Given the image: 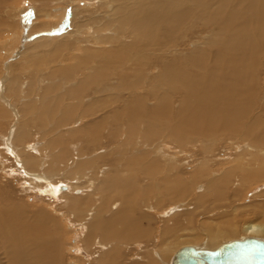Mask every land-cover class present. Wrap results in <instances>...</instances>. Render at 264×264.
I'll return each instance as SVG.
<instances>
[{
  "label": "bare ground",
  "instance_id": "bare-ground-1",
  "mask_svg": "<svg viewBox=\"0 0 264 264\" xmlns=\"http://www.w3.org/2000/svg\"><path fill=\"white\" fill-rule=\"evenodd\" d=\"M83 1V11L77 0H64L59 14L27 10L20 21L29 26V38L18 33L17 9L0 12V20H8L0 31L9 35L0 42V54L6 53L0 57L9 59L0 60V128L7 123L0 132V165L11 160L8 174L21 180L23 192L8 195L10 184L0 191V264H65L61 220L29 204L28 195L62 202L69 229L84 230L80 242L94 255L91 264H172L177 250L166 254L171 239L165 231H198L201 239V231L216 228L205 237L212 242L241 230L250 237L237 240L264 242V190L254 195L253 206L224 211L251 185L264 182V0ZM191 36L204 41L189 50L181 39ZM48 57L53 62L39 67L28 61ZM43 64L48 67L41 69ZM46 70L50 78H41ZM94 84L101 85L80 102L65 96ZM49 85L47 91L55 85L56 91L42 97L41 88ZM146 87L158 89L152 100L138 97ZM61 96L56 113L34 107ZM46 115L48 128L51 118L76 117L51 135H43L47 128L32 130ZM62 132L88 133L95 147L83 151L82 136L68 146L72 158L65 163ZM56 144L59 149L48 155ZM125 186L129 199H137L131 205L124 200ZM116 194L119 200H113ZM169 196L159 232L156 207ZM213 210L217 217L195 223ZM244 214L261 220L243 223ZM184 236L172 239L198 243ZM230 241L190 247L214 250Z\"/></svg>",
  "mask_w": 264,
  "mask_h": 264
},
{
  "label": "rangeland",
  "instance_id": "rangeland-1",
  "mask_svg": "<svg viewBox=\"0 0 264 264\" xmlns=\"http://www.w3.org/2000/svg\"><path fill=\"white\" fill-rule=\"evenodd\" d=\"M61 1V3H59ZM63 1L64 0H47V1H38V0H2V1H0V12H3V9L5 10L6 8H10V9H14V10H16L17 9V16H16V18L18 19V30H19V35H22V36H24V34H25V36H24V38H29L30 37V28H29V26L27 25V24H22L21 23V21H20V16L21 15H25V16H28V11L29 10H31V11H33V10H37V12H39V10L42 12L43 11V13H46V12H48L49 11V9L51 8V9H57V11H56V13L54 12V11H52V12H50V13H55V14H59V11H61V9H62V7H64V6H67V3L65 4H63ZM78 2H77V5H78V7H79V10L80 11H83V10H85V9H87L88 8V6H87V2L86 1H83V0H77ZM35 8V9H34ZM49 8V9H48ZM39 9V10H38ZM43 9V10H42ZM48 9V10H47ZM28 10V11H27ZM47 10V11H46ZM110 11V10H109ZM8 13H11V11L9 10V11H7ZM25 12V13H24ZM41 12H39V13H41ZM13 13V12H12ZM8 18H10V17H8ZM7 20V19H6ZM5 19L4 20H0V29L2 30L3 29V27L5 26V25H7V24H4L3 25V23L5 22V23H8V20L6 21ZM10 20H12V18H10ZM4 21V22H3ZM12 24L13 25H15L16 26V24L14 23V21H12ZM53 25H55V24H53ZM15 26H13L14 28H15ZM61 26L62 27H65V24L64 25H62L61 24ZM66 26H67V24H66ZM117 27H118V30L119 29H121L118 25H117ZM23 28H26V29H23ZM60 28V27H59ZM64 29H67L66 27L65 28H62V30H64ZM128 29V28H127ZM124 30H126V29H124ZM3 33L4 32H1L0 31V42H2L4 39H7L8 37H9V35L8 34H5L4 33V35H3ZM9 33V32H8ZM3 39V40H2ZM133 39H134V37H133ZM133 39H131V40H133ZM206 39V38H205ZM196 41H197V43H203V41H202V39L201 40H196V39H194V37L193 36H191V37H188V38H182L181 39V42H183L182 44H184L185 45V48H187V49H189V50H192L193 48H190V46H191V44H195L196 43ZM121 43H124V41H121ZM183 46V45H182ZM24 50H25V52H24ZM78 49L77 48H75V51H77ZM19 51V50H18ZM15 52V51H14ZM20 53H24V55H25V57L26 56H29L30 55V51H28V49L26 50V49H21L20 51H19ZM16 53V52H15ZM20 53H18L19 55H20ZM4 54H6L5 52L4 53H1L0 54V56H2V55H4ZM28 54V55H27ZM104 58V57H103ZM106 58H109V56L108 57H106ZM3 59H5V57L4 58H1L0 57V60H3ZM11 59V58H10ZM7 60H9L8 58H6L5 59V61H7ZM28 61L32 64V65H34L35 67H39V65L41 64V63H43V62H46V61H51V62H53V58L52 57H48L47 59H41V60H37V61H32V60H29L28 59ZM81 64H83V66H85V63H81ZM61 65H64V63L63 64H61ZM46 67H48V66H46V65H42L40 68L41 69H45ZM40 69V70H41ZM61 69H64V68H61ZM121 70H122V67H121ZM27 71H29V70H27ZM52 71V70H51ZM3 71H1V69H0V74L2 73ZM35 72H36V70H34L33 71V73H31L32 74V77H33V79H34V77L36 78L37 77V73L35 74ZM77 72H81V70L79 69V70H77ZM34 74V75H33ZM61 74H63L61 71L60 72H58L55 76H53L52 78H56V77H59ZM111 74V73H110ZM57 75H59V76H57ZM49 77L50 78V75L48 74V72H47V70L45 71V75L44 76H42L41 78H43V77ZM111 76H112V78H118V76H115L114 74L112 75L111 74ZM115 76V77H114ZM20 79V78H19ZM26 80H28V77L26 78ZM26 80H24V83H23V85L24 86H26V85H30V83H31V85L33 84L32 82H30V83H27L26 84ZM55 80H57V79H55ZM54 80V81H55ZM20 81V80H19ZM33 81V80H32ZM103 85L105 84L104 82L102 83ZM30 85V86H31ZM96 85H101V84H94V85H88L89 87L88 88H86V90H84V92L83 93H81V94H78V95H76V94H69V95H65V96H67L68 98H70V99H72V100H75L76 102H80L83 98H84V96H86V95H89V94H91V90L92 89H94L95 87H96ZM51 86L52 85H49V86H45L44 88H41V91H42V97H44V96H46V97H48L49 95V93H51V92H54V91H56V85H55V87H53V89H51V91L50 90H48L47 91V89L50 87L51 88ZM95 86V87H94ZM31 87H34V85H32ZM1 90V89H0ZM157 91H158V89L157 88H152V87H146L145 88V90H143V92L141 93V94H139V96L138 97H141L143 100H146V101H149V100H152L153 99V96L157 93ZM4 93V92H3ZM0 94H1V91H0ZM99 94H101V91L99 92ZM98 94V95H99ZM37 97H39V95H37ZM62 98V96L61 97H57V98H54L53 100H49V102H47V103H45L44 105H42V106H34V107H37V108H40L42 111H45L46 109H48V112H47V114L50 112V111H53L54 113H56V111H57V108H58V106H59V102H57V100L58 99H61ZM73 98H78V99H73ZM109 98H111V95H109ZM118 98V97H117ZM3 99L6 101V96H3ZM112 99V98H111ZM0 100H1V97H0ZM146 101H142L141 102V104H142V108L143 109H145L146 110V108H147V102ZM83 106V105H82ZM81 106V107H82ZM81 109V108H80ZM110 109V107H108L107 108V110H109ZM110 111H114V110H110ZM47 116V115H46ZM76 117V115L75 116H72L70 119H66V120H62L61 119V117H58L57 119H54V118H51V117H49V119L51 118V119H53L52 121H51V128H48V123H49V121H48V116H47V118L45 119V121L43 122V121H39V120H41V119H39V120H37L36 122H35V124L33 125V127H32V130H34V128L36 127H42L41 129H46L47 128V131H46V133L45 134H43V135H51L52 133H54L58 128H60V127H64V126H67V125H69V124H71V122L74 120V118ZM44 118V117H43ZM50 119V120H51ZM32 120H35V119H32ZM41 122V123H40ZM43 122V123H42ZM104 123H105V120H104ZM43 125V126H42ZM2 126H3V128H0V132L2 133V131H5V129H7V128H5V127H7V123L5 122V124L3 125L2 124ZM162 127H164V125L162 126ZM80 128H82V130H86V128H84V127H80ZM117 130L119 131L120 130V127H119V125H117ZM39 132V131H38ZM32 134H33V132H31V135L30 136H28V141H30L31 140V137H32ZM42 135V134H41ZM42 135V136H43ZM58 135H60V134H58ZM58 135H55V136H58ZM61 135H63L62 136V140H63V144H64V147L65 148H67L68 149V157H67V154H66V157L64 158L65 159V163L66 162H68V160L69 159H71L72 157H71V150L68 148V146L69 145H71V144H74V143H77L78 141H80L81 139H83L84 137H86V138H84L83 140H82V142H78V143H82V147H83V151H85V152H88L89 150H92L94 147H95V143H96V139L94 138V137H91L88 133H85V132H83V133H81V136L80 137H68V135L65 133V132H62L61 133ZM69 135L71 136L72 135V133H69ZM82 136H84V137H82ZM110 136V135H109ZM119 139L121 140L122 139V137H119ZM50 140H51V138H50ZM25 140H21L20 142H24ZM49 141V140H48ZM132 143L134 142V140H132L131 141ZM47 142H45L44 143V145H43V147L45 146V144H46ZM56 146V147H55ZM59 144H56V145H54V147H48L47 148V153H48V155H50V154H52L53 153V151H56V150H58L59 149ZM41 150H42V148H41ZM50 152V153H49ZM83 153V152H82ZM5 156V155H4ZM2 157H3V155H2ZM7 158H8V156H7ZM6 159V158H5ZM8 160V162L7 161H4V164L3 165H0V168H2L1 170L2 171H0V191H1V193H3V192H5V188H6V186H7V184H10V186H9V189L7 190V194L9 195V193L10 192H17L18 193V195H20L21 194V196L23 197V192H22V186H21V180H19V179H17L18 181H16V180H12V175H10V174H8V171H9V167H11V165H12V163H11V160H9V159H7ZM4 171V172H3ZM81 173V172H80ZM82 174V173H81ZM12 183V184H11ZM263 183L264 182H258V183H256V184H254V185H251L250 186V189L248 188V190H246V191H244V192H242L241 194H242V196H241V199H239V200H234L235 202H232L231 203V206L229 207L230 209H228V211L227 210H224V211H226V213L228 214V213H231V211H232V209L235 207H247L248 205H251V206H253L254 205V195H256V194H259L260 193V190H264V185H263ZM5 184H6V186H5ZM12 189V190H11ZM19 190V191H18ZM124 190H125V194H124V200H126L127 201V205H131V203H133V202H135L136 200H134V201H131L130 199H129V197L131 196L130 195V191H129V188L127 187V186H125L124 187ZM84 195V194H83ZM119 196V194H116V195H113V200H119V198L120 197H118ZM132 197V196H131ZM27 201H28V203L29 204H31V205H33V206H39V207H44V211H46L47 213H50L55 219H57L58 221L59 220H61L60 221V223H58L59 224V226L61 227V225H62V227H61V229H62V232H63V234H61V236H60V238L61 239H63L64 240V245L66 246L65 248H66V250H65V256H66V260H65V264H91L92 262H93V260H94V255H92L91 256V254H88L87 255V252H85L84 250H83V247H82V243L80 242V240L82 239V232H84V230L83 231H80V232H74V231H71L70 229H69V227L71 226V222H70V220H71V217L69 216V213H66L63 209H62V207H61V205H62V202H57L56 204H52V203H50V202H48V201H45V200H41L40 199V196H33V195H28V199H27ZM170 203H171V201H170V196L169 197H167V198H163V199H161L160 201H159V205L156 207V209L158 210L157 212H156V221L158 222V224H156L155 226L157 227V231H159L160 232V228H161V226H162V224L161 223H159V220H165V218H166V220H167V217H165V218H160V217H162V216H160V214L163 212V211H165L166 210V206H169L170 205ZM45 205V206H44ZM223 206V205H222ZM165 207V208H164ZM210 207H212V206H210ZM165 209V210H164ZM61 211H62V213H61ZM54 213V214H53ZM64 214V215H63ZM69 216H67V215ZM214 214H216V212H215V210H213V212H210V214H208V213H206V214H204V215H199L198 216V218L195 220L196 222L195 223H200V222H202V221H204V222H207V220H209V219H213V218H215V217H217V216H215ZM66 215V216H65ZM162 215V214H161ZM66 217V218H65ZM241 219H242V222L243 223H246V222H251V221H255V219L257 220V222L258 221H260L261 219H260V217L258 216V217H256L255 218V215H253V214H244V215H242L241 216ZM64 220V221H63ZM130 220H134L131 216H130ZM219 221H221V220H219ZM161 222V221H160ZM69 225V226H68ZM151 225L153 226L154 225V223L152 222L151 223ZM67 228V229H66ZM213 231H216V228H214V229H212ZM208 231H210L209 229H208ZM213 231H210V232H206V231H199L200 232V235H201V239H198V236L196 235V233H198V231H196V232H191V231H180V232H178V230L176 231H174V232H169L170 234L168 235V234H166V231H165V233H164V235L165 236H167L168 238H170L171 239V241H166L165 242V247L167 248V250H165V252H166V254L168 253V254H172V253H174V251H176V250H178L179 248H181V247H183V246H198V247H204V246H208V248H212L213 246H216V245H219L220 243H222L223 241H225V240H227V239H229V240H237V239H241V238H246V237H250V236H247V234L245 233V232H243V231H241V230H239L238 232L236 231L235 233H230V234H228V235H224V236H222V235H220L219 236V238L218 239H216V240H214V241H212V242H210V241H207L206 239H205V237H210L211 235H212V233H213ZM72 232V233H71ZM74 233V234H73ZM80 234V235H79ZM160 234V233H159ZM181 234H184L185 236L184 237H182V238H187V240H190L191 242H193V241H195V239L194 238H196V242H198L197 244H195V245H191V244H184V243H182V240H180V239H172V237L173 236H175V237H177L178 238V236H180ZM219 234V233H218ZM74 235V236H73ZM77 236V237H76ZM81 236V237H80ZM152 241H153V239H152ZM73 242V243H72ZM81 244H80V243ZM76 243V244H75ZM155 243L157 244V241H155L154 242V245H155ZM67 245H68V247H67ZM70 245H74L73 247L72 246H70ZM142 246H144V245H142ZM142 246H140V247H142ZM210 246V247H209ZM75 247V248H74ZM77 247H79V248H77ZM140 247L138 248V251H140ZM75 249V250H74ZM81 251H80V250ZM124 249H126L125 247H124ZM123 248H122V251L124 250ZM69 250H70V252H69ZM72 250V251H71ZM78 251V252H77ZM80 251V252H79ZM124 252V251H123ZM133 253H136V251H132ZM124 254V253H123ZM167 254V255H168ZM67 255H68V258H67ZM84 255V256H83ZM87 255V256H86ZM68 259V260H67ZM79 259V260H78ZM92 259V260H91ZM90 261H92V262H90Z\"/></svg>",
  "mask_w": 264,
  "mask_h": 264
},
{
  "label": "water",
  "instance_id": "water-1",
  "mask_svg": "<svg viewBox=\"0 0 264 264\" xmlns=\"http://www.w3.org/2000/svg\"><path fill=\"white\" fill-rule=\"evenodd\" d=\"M172 264H264V242L253 238L234 240L214 250L184 246L174 253Z\"/></svg>",
  "mask_w": 264,
  "mask_h": 264
}]
</instances>
